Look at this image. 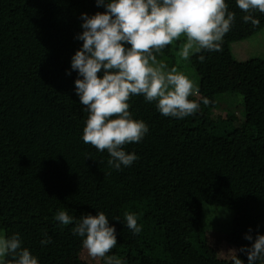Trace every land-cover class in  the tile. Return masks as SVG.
I'll use <instances>...</instances> for the list:
<instances>
[{"label": "trees", "instance_id": "trees-1", "mask_svg": "<svg viewBox=\"0 0 264 264\" xmlns=\"http://www.w3.org/2000/svg\"><path fill=\"white\" fill-rule=\"evenodd\" d=\"M236 14L222 44L243 40L264 27ZM96 0H0V228L20 233L39 264H67L74 223L54 219L67 210L75 219L103 211L114 225L117 245L108 255L127 264H247L242 246L252 229L264 235V157L240 159L228 148L238 123L243 136L264 147V59L234 62L238 83L228 80L213 52H202L205 89L218 105L241 96L239 112L215 114L200 103L202 118L163 116L143 96L129 100L133 119L149 132L125 146L138 160L117 171L109 154L82 140L88 113L75 91L78 72L71 59L82 47V13L104 12ZM181 41L158 59L177 66ZM185 71V70H184ZM70 73V74H69ZM102 75V73L98 74ZM190 100L198 99L196 95ZM262 147V148H263ZM220 207L247 218L240 246L230 260L213 254L204 238L203 207ZM137 214L141 233L133 235L124 212ZM118 218L119 221L114 220ZM52 242L42 245L44 233Z\"/></svg>", "mask_w": 264, "mask_h": 264}, {"label": "clouds", "instance_id": "clouds-1", "mask_svg": "<svg viewBox=\"0 0 264 264\" xmlns=\"http://www.w3.org/2000/svg\"><path fill=\"white\" fill-rule=\"evenodd\" d=\"M104 12L89 16L81 14L83 31L77 39L83 41L71 59V68L78 72L75 91L88 113L82 140L100 152L109 154L107 164L119 171L138 160L125 146L139 143L149 132L143 120L133 119L129 100L143 96L155 104L165 117L184 119L200 110V102L190 100L198 89L195 83L177 67L170 70L158 59L163 50L175 42L178 55L187 61L192 55L222 50L224 36L231 30L236 14L225 0H96ZM245 13L244 23L258 26L256 13L264 14V0H236ZM198 59L203 62L204 55ZM102 73V75H98ZM70 74V73H69ZM202 103L208 105V98ZM54 219L63 225L74 223L73 234L82 238V246L93 258H106L104 264H126L115 255H108L118 239L114 225L103 211L96 215L82 214L75 219L67 210H57ZM114 220L119 221L118 218ZM127 228L137 235L143 230L138 216L124 212ZM252 229L245 239L250 246L239 251L247 255V264H264V235ZM52 242L44 233L42 245ZM233 264H244L238 256ZM0 264H39L38 258L23 246L20 233L0 235Z\"/></svg>", "mask_w": 264, "mask_h": 264}, {"label": "rangeland", "instance_id": "rangeland-1", "mask_svg": "<svg viewBox=\"0 0 264 264\" xmlns=\"http://www.w3.org/2000/svg\"><path fill=\"white\" fill-rule=\"evenodd\" d=\"M222 62L223 68L227 74L228 80L232 83H238V78L234 70L235 61H243L251 58L264 59V27L253 35L229 44H222V50L213 52ZM202 53L192 55L189 60L184 61L178 55L177 66L179 71L187 75L196 85L198 91L195 94L198 101L206 107V111L215 114H224L226 111L239 112V103L241 96H233V102H228L225 106H220L216 101L206 93L204 61L200 62L198 56ZM203 55V54H202ZM185 70V71H184ZM203 98H208L210 103L204 105ZM202 118V111H198L192 123H197ZM235 130L228 142V148L231 153L240 158L264 157V147L249 142L242 134L238 123H234ZM263 147V148H262ZM247 218L220 207L204 205L202 227L204 229V238L208 247L217 257L230 260L240 246L243 237ZM0 235H4L0 228ZM120 258L119 256H117ZM106 258H93L82 246V238L72 236L69 248L67 264H104ZM122 259V258H121ZM123 260V259H122ZM127 264V263H126ZM163 264H172L166 262Z\"/></svg>", "mask_w": 264, "mask_h": 264}]
</instances>
